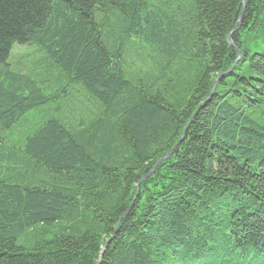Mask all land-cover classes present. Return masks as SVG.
<instances>
[{
  "label": "trees",
  "instance_id": "obj_1",
  "mask_svg": "<svg viewBox=\"0 0 264 264\" xmlns=\"http://www.w3.org/2000/svg\"><path fill=\"white\" fill-rule=\"evenodd\" d=\"M0 264H264V0H0Z\"/></svg>",
  "mask_w": 264,
  "mask_h": 264
},
{
  "label": "rangeland",
  "instance_id": "obj_2",
  "mask_svg": "<svg viewBox=\"0 0 264 264\" xmlns=\"http://www.w3.org/2000/svg\"><path fill=\"white\" fill-rule=\"evenodd\" d=\"M8 60L12 69L16 71L22 73L33 71L34 74L46 76L47 70L45 69L46 67L44 56L35 47L16 46L12 49ZM127 60L129 62L136 63L138 66L140 65L144 67L142 69H147V66L151 67L149 59H147V57L143 53H141L137 45L129 46ZM67 94L68 95L66 97H64L65 95L61 97L60 102H57V104L60 103L58 112L52 111L50 112V114L59 115L61 119H63L69 126H76L79 121H86L88 119H91L96 114L97 106L81 91L77 90V92H72L70 89H68ZM53 106L54 104L41 107L39 112L34 113L33 116L29 117V120L33 121V125L36 124L35 127H38L47 117V112L53 110ZM25 128V125H22L19 129L23 130L24 132ZM21 138L22 137L15 136L11 139V141H20Z\"/></svg>",
  "mask_w": 264,
  "mask_h": 264
},
{
  "label": "water",
  "instance_id": "obj_3",
  "mask_svg": "<svg viewBox=\"0 0 264 264\" xmlns=\"http://www.w3.org/2000/svg\"><path fill=\"white\" fill-rule=\"evenodd\" d=\"M242 15H243V12H242V14H241L240 17H239V22H241ZM235 32H236V29H234V30L230 33V35H229V44H230L231 46H233V47H234V45L232 44L230 38H231V36H232ZM238 57H239V53H238ZM213 87H214V86H213ZM172 151H173V150H171V151H170V152H169L164 158L158 160V162H160V161L166 159V158L172 153ZM158 162H157V163H158ZM155 167H156V165L152 168L151 172L154 170ZM143 179H144V178H142V180H143ZM142 180H141V181H142Z\"/></svg>",
  "mask_w": 264,
  "mask_h": 264
},
{
  "label": "bare ground",
  "instance_id": "obj_4",
  "mask_svg": "<svg viewBox=\"0 0 264 264\" xmlns=\"http://www.w3.org/2000/svg\"><path fill=\"white\" fill-rule=\"evenodd\" d=\"M214 87H215V85H214ZM214 87L212 88L211 94H212V92H213ZM211 94H210V96H211ZM208 99H209V98H208ZM138 187H139V186H138Z\"/></svg>",
  "mask_w": 264,
  "mask_h": 264
}]
</instances>
